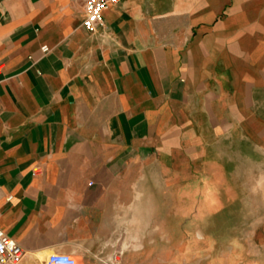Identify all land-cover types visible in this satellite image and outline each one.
<instances>
[{
    "label": "crops",
    "instance_id": "1",
    "mask_svg": "<svg viewBox=\"0 0 264 264\" xmlns=\"http://www.w3.org/2000/svg\"><path fill=\"white\" fill-rule=\"evenodd\" d=\"M85 1L0 0V227L22 264H157L164 169L264 147V0H123L95 34Z\"/></svg>",
    "mask_w": 264,
    "mask_h": 264
},
{
    "label": "rangeland",
    "instance_id": "2",
    "mask_svg": "<svg viewBox=\"0 0 264 264\" xmlns=\"http://www.w3.org/2000/svg\"><path fill=\"white\" fill-rule=\"evenodd\" d=\"M250 139H228L237 151L213 153L190 182L164 169L162 225L148 233L163 243L157 264H264V147Z\"/></svg>",
    "mask_w": 264,
    "mask_h": 264
},
{
    "label": "built area",
    "instance_id": "3",
    "mask_svg": "<svg viewBox=\"0 0 264 264\" xmlns=\"http://www.w3.org/2000/svg\"><path fill=\"white\" fill-rule=\"evenodd\" d=\"M123 0H86L84 5L85 18L83 26L91 33H97L105 27L104 12L110 7L118 5ZM42 52H50L49 46H43ZM36 172H39L37 170ZM25 251L15 240L10 238L0 227V264H22ZM45 264H79L73 255L55 253L49 256Z\"/></svg>",
    "mask_w": 264,
    "mask_h": 264
}]
</instances>
